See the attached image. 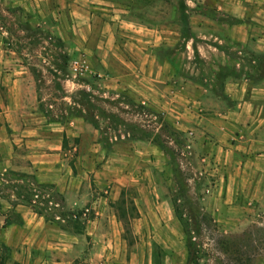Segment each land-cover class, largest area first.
<instances>
[{"label": "rangeland", "instance_id": "1", "mask_svg": "<svg viewBox=\"0 0 264 264\" xmlns=\"http://www.w3.org/2000/svg\"><path fill=\"white\" fill-rule=\"evenodd\" d=\"M61 2L47 6L46 0H0V94L11 116L12 99L4 82L19 88L25 112H46L48 122L66 128L59 163L46 172L66 175L67 184L74 177L79 193L89 195L80 209L73 210L64 196L63 203L56 197L54 186L36 187L18 176L33 175L27 151L19 147L14 149L12 169L0 170V210L4 209L0 215L15 222L17 216L7 207L27 206L29 201L30 207L41 210L43 220L52 218L74 233L76 225L82 231L94 216L92 205L100 201L122 223L127 261L195 264L186 256L189 233L198 264H226L217 246L220 237L235 239L254 225L264 227V180L256 188L255 181L247 179L251 174H243V165L235 180H227V174H218L214 165L203 162L204 149L178 129L169 110L165 112L157 101L137 98L134 90L112 82L104 68L89 66L82 55L68 56L56 31L63 24L58 16ZM130 2L148 22L156 20L154 7L156 11L161 7L158 12L169 10L167 0ZM75 109L98 112V124L79 118L85 128L69 126ZM10 119L6 127H12ZM226 182L230 194L225 192ZM113 189L120 190L115 201L109 198ZM139 209L144 211L141 216ZM154 211L161 218L155 223ZM62 212L71 214L70 223L63 222L67 218ZM2 231L1 226L0 236ZM11 252L0 242V264H15ZM252 264H264V257H256Z\"/></svg>", "mask_w": 264, "mask_h": 264}, {"label": "crops", "instance_id": "2", "mask_svg": "<svg viewBox=\"0 0 264 264\" xmlns=\"http://www.w3.org/2000/svg\"><path fill=\"white\" fill-rule=\"evenodd\" d=\"M46 2L51 6L54 0ZM166 4L169 10L154 7L156 20L148 22L130 0H62L57 35L68 56L82 55L137 98L169 110L178 129L204 149L203 162L214 165L215 172L235 180L243 165V174H251L247 179L259 187L264 180V0H181L180 8L177 0ZM2 85L12 99V116L0 94L1 172L12 169L14 149L22 147L36 182L54 186L69 208L80 209L89 195L79 193L80 183L71 177L67 184L66 175L46 172L59 163L66 128L48 122L44 112H25L19 88ZM10 118L12 127H6ZM79 121L73 118L69 126L85 128ZM225 192L231 193L227 182ZM119 196L120 190L113 189L109 198ZM7 208L17 220L3 229L0 242L12 249V263L136 264L127 261L122 223L103 202L92 205L94 216L82 234L46 223L26 206ZM154 216V223L161 220L155 211ZM4 219L1 214L0 227Z\"/></svg>", "mask_w": 264, "mask_h": 264}, {"label": "trees", "instance_id": "3", "mask_svg": "<svg viewBox=\"0 0 264 264\" xmlns=\"http://www.w3.org/2000/svg\"><path fill=\"white\" fill-rule=\"evenodd\" d=\"M63 58L67 59V55L63 54ZM84 96H88L85 92ZM89 97V96H88ZM88 100V98H87ZM87 103L83 102L82 106L85 108ZM102 116H105L103 112ZM46 115V112H44ZM97 114L98 112H90L89 110H81V109H75L73 114L71 113L70 117L72 118H80L84 122H88L91 124H98L97 122ZM47 117V115H46ZM73 170V167H72ZM23 179L30 180L31 184H34L36 187H43V188H50L53 189L52 185H44V184H38L34 178L33 175H26V174H18ZM57 198L60 199V202L63 203V199L61 195H56ZM26 200H29L28 197H26ZM27 204L26 207H28L34 214H36L38 217H42L41 210L37 211L33 207L29 206V201H25ZM62 210L63 206H62ZM70 216L71 214L68 212H62L61 216L64 218H67L65 222L66 224L70 223L67 216ZM137 217V214H136ZM180 220V218H179ZM44 221L46 223H49L51 225L58 226L61 230H64L61 227V223L54 221V219H45ZM11 222H9L7 219L4 220V223L2 225V229H4L7 225H9ZM77 226H74V233L75 234H82V231H77ZM84 228V226H83ZM186 236H188V239L186 240L185 247H186V256L187 260L191 261L193 260L195 264H198L199 258L197 257V252L194 250L195 244L191 242V238L189 237V233H186ZM218 250L219 252L224 256V260L226 264H252L256 257L263 256L264 257V227L260 226H252V228H249L248 230L241 233V235L235 239H232L230 237H220L218 242Z\"/></svg>", "mask_w": 264, "mask_h": 264}]
</instances>
